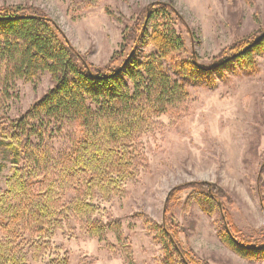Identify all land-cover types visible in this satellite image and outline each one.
Returning a JSON list of instances; mask_svg holds the SVG:
<instances>
[{
	"label": "rangeland",
	"instance_id": "rangeland-1",
	"mask_svg": "<svg viewBox=\"0 0 264 264\" xmlns=\"http://www.w3.org/2000/svg\"><path fill=\"white\" fill-rule=\"evenodd\" d=\"M153 1L167 0H0V6L41 8L88 61L101 66L119 49L124 28ZM172 1L182 15L176 30L185 50L172 53L164 66L184 84L186 94L138 132L141 156L132 174L108 195L96 189L92 200V216L102 221L119 218L126 242L111 230L103 239L91 235L83 216H70L40 256L28 252L27 264H53L51 258L64 256L67 264H164L159 232L164 200L172 187L200 180L216 183L229 194L221 201L242 236L263 232L264 186L259 194L257 178L264 159V49L249 66L234 60L214 65L231 53L233 43L264 30V0ZM151 51L153 46L144 42L137 59ZM192 51L200 68L178 70L179 65L187 69L184 63ZM51 86L46 71L32 81L16 79L0 114L19 117ZM78 132L68 121L53 122L45 141L62 150ZM15 169L10 150L0 140V191L7 189ZM194 188H182L165 215L176 221L182 245L202 264H264L237 255L221 241L223 225L215 202L198 200Z\"/></svg>",
	"mask_w": 264,
	"mask_h": 264
},
{
	"label": "trees",
	"instance_id": "trees-1",
	"mask_svg": "<svg viewBox=\"0 0 264 264\" xmlns=\"http://www.w3.org/2000/svg\"><path fill=\"white\" fill-rule=\"evenodd\" d=\"M139 14L124 28L119 49L100 66L88 61L41 8L0 6V107L10 98L16 79L32 81L46 71L52 80V86L24 114L13 119L0 114V140L16 166L7 189L0 191V264H27L30 250L40 256L70 216H83L91 235L103 239L111 230L126 242L119 218L102 221L92 216L95 190L108 195L132 174L141 156L138 132L186 94L184 84L164 66L172 53L185 50L176 30L182 15L172 0L150 2ZM144 42L153 51L137 59V48ZM262 49L264 30L233 43L231 53L214 67L232 60L249 66ZM189 56L184 63L187 69L179 65L178 70L200 68L194 51ZM57 121H68L79 131L68 147L58 151L45 141L50 124ZM262 174L264 159L257 178L259 194ZM184 184L172 187L164 200L159 226L164 264H202L182 245L173 217H165L170 203L186 187H195L192 195L198 200L215 202L223 225L220 239L227 247L249 260H264V229L259 237L242 236L221 201L230 197L224 189L204 180ZM50 261L67 264L66 256Z\"/></svg>",
	"mask_w": 264,
	"mask_h": 264
}]
</instances>
